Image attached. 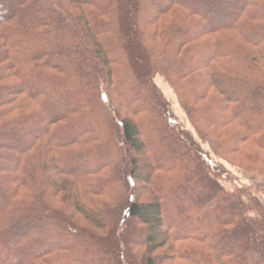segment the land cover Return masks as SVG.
Listing matches in <instances>:
<instances>
[{"label": "trees", "instance_id": "16d2710c", "mask_svg": "<svg viewBox=\"0 0 264 264\" xmlns=\"http://www.w3.org/2000/svg\"><path fill=\"white\" fill-rule=\"evenodd\" d=\"M232 2L0 0V264H264V202L154 82L215 155L201 123L264 150V0Z\"/></svg>", "mask_w": 264, "mask_h": 264}, {"label": "rangeland", "instance_id": "374dc122", "mask_svg": "<svg viewBox=\"0 0 264 264\" xmlns=\"http://www.w3.org/2000/svg\"><path fill=\"white\" fill-rule=\"evenodd\" d=\"M232 1L234 6L230 8V12L241 9L248 2V0H232ZM215 20L216 18H214L213 15L210 14L209 23L213 25ZM203 78L204 76H201V79ZM154 82L159 88V90L162 92L165 99L169 102L170 111L174 115L177 125L181 126L184 130L191 132L194 138L197 140L200 147L202 148L203 152L207 153L214 163L223 166V169L225 170L224 177L226 178L227 176L229 177V179L226 180L225 183L226 188L230 191L234 190L235 188H247L264 202V175H261L258 172L259 170H262L264 173V150H261L251 145L250 143L240 144L238 142H235V138L237 137L238 132H241L240 127H238L237 125L226 126L225 128L224 127L208 128L206 125H203V123H201L200 127L203 133L207 134L210 138H212L213 140H215L216 142L220 143L223 146L221 147L222 148L221 156L215 155L212 149L210 148L209 144L206 141H204L202 138H200V136L195 132V130L193 129V125L190 123L186 112L183 110L181 106L182 100L180 99V96L177 93L178 92L177 86L179 85L176 83V86L173 87L172 85L168 84L161 75L155 76ZM181 82H180L181 86L182 85L188 86L190 84L189 87H194V89L197 91L201 90L200 84L202 83V81L199 80V78H191L189 80H184L182 82L183 84ZM126 87L129 88L128 86ZM127 97H128L127 102L130 103L132 98L129 94L127 95ZM217 98H220V95L216 93L213 89H210L207 96H205L202 99H198L194 101L196 102V105L200 107L209 106L211 104L214 106L216 102L214 103L212 101L216 100ZM66 107L67 105L65 107L59 104L54 105V108L57 110V112L63 111V109ZM120 109L122 112L128 113L126 110L122 108ZM34 128L39 129L40 127L37 126V127H33V129ZM75 133L76 132H71L70 134L75 135ZM146 134H148L149 136V133L146 132ZM150 139L154 142L153 138ZM227 144L230 146L229 147L231 148L230 150L227 149L228 147ZM235 148L238 149L235 150ZM12 154H13L12 158H14V153L11 152V155ZM242 168H246L249 170ZM3 198L4 196L1 194L0 197L1 202L3 201ZM96 199L98 201L99 200L104 201L103 198H96ZM96 199H93V202L96 205L103 204L102 202H97ZM176 205L180 206V203H176ZM169 212H172L174 217L178 216V214L176 212H173L169 207L165 208V213H169ZM174 219L175 221H178L177 218ZM34 228L37 229L40 234L47 232V228L46 229L42 227L39 228L37 225H35ZM18 238L20 239L19 244L25 241V237L21 233L19 234ZM220 247L222 249L227 248L225 246H220ZM39 248H41V246L33 245L30 248V253Z\"/></svg>", "mask_w": 264, "mask_h": 264}]
</instances>
